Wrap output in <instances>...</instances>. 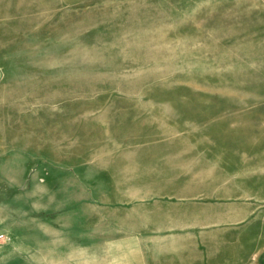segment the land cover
<instances>
[{
    "label": "rangeland",
    "instance_id": "rangeland-1",
    "mask_svg": "<svg viewBox=\"0 0 264 264\" xmlns=\"http://www.w3.org/2000/svg\"><path fill=\"white\" fill-rule=\"evenodd\" d=\"M76 205L118 256L264 239V0H0V264L93 254L29 246Z\"/></svg>",
    "mask_w": 264,
    "mask_h": 264
},
{
    "label": "crops",
    "instance_id": "crops-1",
    "mask_svg": "<svg viewBox=\"0 0 264 264\" xmlns=\"http://www.w3.org/2000/svg\"><path fill=\"white\" fill-rule=\"evenodd\" d=\"M57 210L59 208H53ZM51 209V211L53 210ZM81 208L75 207L43 216H36L35 222L46 221L52 225L59 224L57 229L53 227V233L57 236L55 242L53 238L39 236L31 232L29 238V246L36 247L42 240L44 244L54 246H76V247H92L93 254H81L78 256L67 255H45L40 260L44 263L53 264L55 262L66 264H264V239L257 233V229L253 224H230L226 228V237L217 240L209 239H189L188 244H183L185 247L181 251H173L172 254L149 255L148 249L140 244L139 256H118L114 253V248L117 246L114 240L101 239L93 233L83 232L82 230H70V227H77L82 224L83 220L80 217ZM53 212V211H52ZM32 222V221H31ZM36 229L37 228H33ZM93 231H95L93 229ZM37 235V236H36ZM58 236L60 238H58ZM43 238V239H42ZM59 241V242H58ZM138 247V246H137ZM96 248H99L98 250ZM28 261L36 264V254L30 255ZM48 263V264H49Z\"/></svg>",
    "mask_w": 264,
    "mask_h": 264
},
{
    "label": "built area",
    "instance_id": "built-area-1",
    "mask_svg": "<svg viewBox=\"0 0 264 264\" xmlns=\"http://www.w3.org/2000/svg\"><path fill=\"white\" fill-rule=\"evenodd\" d=\"M7 239L4 234H0V240Z\"/></svg>",
    "mask_w": 264,
    "mask_h": 264
}]
</instances>
